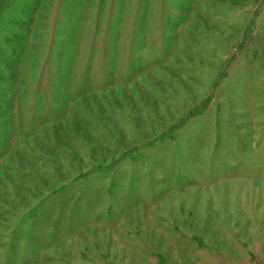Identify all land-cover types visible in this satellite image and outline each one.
<instances>
[{"label":"rangeland","instance_id":"374dc122","mask_svg":"<svg viewBox=\"0 0 264 264\" xmlns=\"http://www.w3.org/2000/svg\"><path fill=\"white\" fill-rule=\"evenodd\" d=\"M0 264H264V0H0Z\"/></svg>","mask_w":264,"mask_h":264}]
</instances>
